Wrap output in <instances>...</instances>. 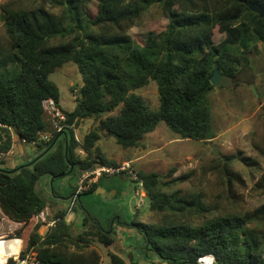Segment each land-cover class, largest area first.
Masks as SVG:
<instances>
[{
    "label": "trees",
    "instance_id": "obj_1",
    "mask_svg": "<svg viewBox=\"0 0 264 264\" xmlns=\"http://www.w3.org/2000/svg\"><path fill=\"white\" fill-rule=\"evenodd\" d=\"M48 1L58 14L42 6L1 7L8 46L0 47V124L11 126L20 140L35 143L39 153L12 169L0 166V210L9 220L23 223L18 234L22 256L34 249L40 264H102L92 246L110 247L115 242L113 231L102 228L84 210V228L74 233L66 221L70 211L45 195L41 180L51 178V196L58 199L63 197L55 190L54 180L78 176L79 170L97 164L117 165L96 146L101 134L114 138L122 149L138 147L159 123L182 139H213L208 94L214 89L210 78L215 64L236 78L238 67L249 64L248 54L259 52V44L264 46V19L246 6L254 2L264 8V0ZM91 2L96 3L94 15L86 6ZM152 7L159 9L165 26L150 32L139 46L129 30ZM216 29L224 36L219 44L213 42ZM55 39L63 41L51 43ZM68 63L76 67L82 81L77 121H96L81 141L75 137L76 121L59 134L52 132L42 107L48 98L58 105L59 89L49 77ZM150 81L157 86L155 110L135 93ZM46 132L52 133L50 140H39ZM0 142L2 150H10L12 137L3 127ZM235 159L254 165L247 157L225 156L212 166L225 178L229 192L239 179L231 168ZM137 174L149 197V209L161 215L158 224L130 223L143 235L148 252L168 264H197L205 255H213L216 264H264V233L259 230L264 225V204L243 214L220 213L216 208L218 213L212 215L214 209L203 193L166 191L193 173ZM98 182L82 194L94 191ZM256 187L264 190V173ZM46 207L54 224L41 235L33 218ZM71 211H77V203ZM106 264L127 262L109 252Z\"/></svg>",
    "mask_w": 264,
    "mask_h": 264
},
{
    "label": "rangeland",
    "instance_id": "obj_2",
    "mask_svg": "<svg viewBox=\"0 0 264 264\" xmlns=\"http://www.w3.org/2000/svg\"><path fill=\"white\" fill-rule=\"evenodd\" d=\"M2 5H8L11 10L42 6L55 14L59 13V10L52 7L48 0H0L1 48L8 46V39L1 20ZM86 6L93 15L96 13L95 2L88 3ZM164 26L165 20L159 9L152 7L130 28L129 34L139 46H142L150 32H158ZM223 37V34L216 29L213 33V42L219 44ZM62 41L55 39L51 43L55 44ZM258 48L259 52L253 51L248 54L249 64L244 69L242 66L238 67L240 72L233 79L232 88L214 87L208 94L212 126L215 132L213 139L208 142L182 139L170 131L164 123H159L154 132L149 134V138L145 137L142 141L143 146L158 148L157 163L149 167L152 172L166 175L170 170H174L175 177L193 173L189 180L172 185L166 191L181 190L183 192L203 193L204 201L214 209L212 215L226 211L243 214L254 211L264 204V190L256 187L258 179L264 173V46L259 44ZM49 78L59 89L58 107L67 115L73 113L77 107L73 96L82 85L76 67L68 63L57 69ZM251 85L256 95L252 92ZM135 93L142 97L150 110L158 108L157 86L153 81L136 90ZM75 121L77 122L75 137L79 141L96 127V121L91 118L78 121L76 119ZM109 143L108 152L122 150L114 138L110 137ZM17 155L18 150L14 147L10 159L17 157ZM80 156L83 157L84 154L80 152ZM225 156L247 157L254 164L245 166L237 159L232 161L231 168L239 175V179L234 180L230 192L225 178H221L219 173L212 169V166L223 160ZM0 166L7 168L5 163L0 164ZM135 171L139 172L137 169ZM115 178L124 184V191L119 195L114 196V192L111 190L105 195L92 191L79 196L77 211L71 213L73 228L82 229L83 219L86 216L84 210L106 230L109 229L113 221L119 219L125 228H130L129 230L126 229L123 234L126 240L116 244V246H124V251L129 250V253L123 254L127 264H168L165 260L146 250L144 237L135 227H127L131 222L158 224L161 215L149 209L150 200L148 196L143 199V204L136 208V203L139 200L136 189L138 192L141 189L126 177L116 176ZM45 180L46 178L41 180V185L44 184ZM65 183L58 179L53 182L55 190L63 198H67L69 193L74 190L77 185V176L72 175L67 185ZM47 186L48 189L44 190L48 191L51 186ZM0 221L1 238H12L22 232L23 223H13L1 210ZM249 226L255 227L256 224ZM259 230L264 233V225L259 226ZM45 231L46 227H40L39 232L41 234H44ZM4 242L6 241L0 239V243ZM92 247L96 250L100 248L103 258L101 262L106 264L109 252L103 250L104 247L100 244H93ZM10 253L9 251L6 255Z\"/></svg>",
    "mask_w": 264,
    "mask_h": 264
},
{
    "label": "built area",
    "instance_id": "obj_3",
    "mask_svg": "<svg viewBox=\"0 0 264 264\" xmlns=\"http://www.w3.org/2000/svg\"><path fill=\"white\" fill-rule=\"evenodd\" d=\"M77 93V94H76ZM79 97V91L75 92L73 98L76 100ZM42 107L45 114L49 117L51 123L52 132L59 134L64 128L67 126V114H64L58 105L54 102L53 99L48 98L42 101ZM6 128L9 130L12 137V146L10 150L4 151L1 149L0 142V162H4L7 157L12 155L14 144L19 142L21 144H28L24 140H20L14 133V130L11 126H5L0 124V128ZM52 136L51 132L43 133L40 135L39 140L41 141H49ZM29 145L35 146V143H30ZM123 175L127 177L130 181H132L135 186L140 188L139 192L136 189V194L138 193L139 200L136 203V208H139L143 204V199L147 196L142 182L138 178V174L132 166L130 161H123L115 166L108 165H95L94 167L83 170L82 173H79L77 176V185L75 190L73 191V196L70 200V209L73 205L76 204L79 196L89 190L94 184H96L103 177H112ZM51 214L48 207L44 208L37 215L34 216L33 222L34 225H39L40 227H51L54 224L53 220H50ZM13 222V221H12ZM16 223V222H13ZM1 226V221H0ZM39 231V230H38ZM40 233V232H39ZM41 234V233H40ZM43 235V234H41ZM2 241H11L16 240L15 244L10 246H14L15 252L4 257V260L0 264H40L37 258V252L34 249L28 250L23 256L21 255L22 250V240L18 236H14L12 238H1ZM197 264H216L215 257L213 255H205L201 256L197 259Z\"/></svg>",
    "mask_w": 264,
    "mask_h": 264
},
{
    "label": "crops",
    "instance_id": "obj_4",
    "mask_svg": "<svg viewBox=\"0 0 264 264\" xmlns=\"http://www.w3.org/2000/svg\"><path fill=\"white\" fill-rule=\"evenodd\" d=\"M70 85H71V83H70ZM45 120H46L48 127H49V124H51V123H50V119L47 115H46ZM46 133H48V132H46ZM75 133H76V131H75ZM149 134H151V133H149ZM149 134H147L145 137L147 138L149 136ZM101 136H103V137H100V139L96 143V146L101 149L103 154L108 159L115 161L117 164H119L123 161H130L132 163L133 168L134 169L136 168L139 172H145V173L146 172H152L149 169V167L151 165H153L154 163H157L158 159L156 158L157 157L156 153H157L158 148H154V147L149 148L148 145L143 146L142 142H141V144L136 148H128V149H122V150L118 149L115 152H108L107 147L110 144L109 143L110 137L105 135V134H102ZM14 147L17 148L18 155H17V157H15L13 159H10V156L7 157V159L4 161L5 165L7 166V169H12L16 166L28 163L35 156H37L39 153V150H37L35 146L29 145V144H21L19 142H16L14 144ZM115 177H104V178L100 179V181L98 182V186L94 189L93 192L97 193V194L100 193V194L105 195L108 192H110L111 190H113L114 196L119 195L122 191H124V184L121 181H119V179H117ZM122 177H125V176L122 175ZM50 184H51V178L47 177L44 184L42 185L43 186L42 189H43L45 195L48 198H50L51 200L57 201L59 203V205H61L62 208H68V210L70 212L66 216V221L68 223L72 224V230L74 233L82 231L84 226L82 227L81 230L73 228V221H72V217H71L72 211L70 209V200H71V197L73 196V191H71L69 193L67 198H58V199L56 198V199H54L51 196V189L48 191L44 190V189H48L47 185H50ZM60 196H61V194H60ZM77 202H78V199H77L76 203ZM49 210H50V214L52 216V211H51V209H49ZM140 223H143V222H140ZM127 227H133V226H130V224H129V225H127ZM109 229L112 230L114 233L115 242L110 247L103 248V250L105 249L106 252L108 251L110 253L116 254V255H118L124 259L123 254L129 253V250L124 251V249H125L124 246L123 247H121L120 245L116 246V244H117V242H118V244H120L121 241L126 240V238L123 237V234L126 231V229L129 230L130 228H125V225H122L120 220L117 219L116 221H113L111 223ZM130 231H132V230H130ZM126 249H128V248H126ZM98 252L101 256L102 253L100 251V248L98 249ZM102 259L103 258L101 257V261H102Z\"/></svg>",
    "mask_w": 264,
    "mask_h": 264
},
{
    "label": "water",
    "instance_id": "obj_5",
    "mask_svg": "<svg viewBox=\"0 0 264 264\" xmlns=\"http://www.w3.org/2000/svg\"><path fill=\"white\" fill-rule=\"evenodd\" d=\"M246 6L251 12L258 14L260 18L264 19V8L263 7H261L260 5L254 3V2H247ZM233 79L234 78L222 73L218 64H215L214 71H213L211 78H210V82L214 87L225 86L228 88H232L234 85ZM250 88H251L252 92L255 94V90H254L252 85L250 86ZM79 111H80V107L77 106L73 113L67 115V118H68L67 123H66L67 127L70 128L73 126L75 120L78 117ZM62 112L64 114H66L64 111H62ZM82 171L83 170H79L78 173H82ZM68 180H69V177H65L62 179L63 182H66L65 185H67ZM130 261L132 263V259Z\"/></svg>",
    "mask_w": 264,
    "mask_h": 264
},
{
    "label": "bare ground",
    "instance_id": "obj_6",
    "mask_svg": "<svg viewBox=\"0 0 264 264\" xmlns=\"http://www.w3.org/2000/svg\"><path fill=\"white\" fill-rule=\"evenodd\" d=\"M12 248L14 247L9 245H0V259L4 258L9 251L11 252L10 254L14 253L15 249L11 250Z\"/></svg>",
    "mask_w": 264,
    "mask_h": 264
}]
</instances>
